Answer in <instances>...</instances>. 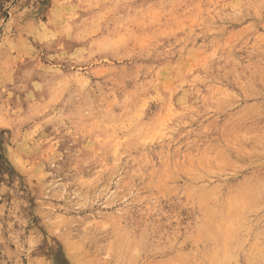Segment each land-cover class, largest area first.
<instances>
[{"label":"rangeland","instance_id":"374dc122","mask_svg":"<svg viewBox=\"0 0 264 264\" xmlns=\"http://www.w3.org/2000/svg\"><path fill=\"white\" fill-rule=\"evenodd\" d=\"M0 264H264V0H0Z\"/></svg>","mask_w":264,"mask_h":264}]
</instances>
